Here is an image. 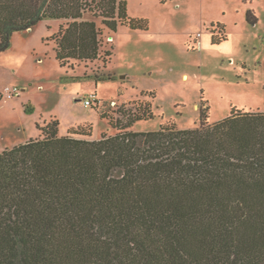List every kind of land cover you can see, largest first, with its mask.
<instances>
[{
  "label": "trees",
  "instance_id": "trees-1",
  "mask_svg": "<svg viewBox=\"0 0 264 264\" xmlns=\"http://www.w3.org/2000/svg\"><path fill=\"white\" fill-rule=\"evenodd\" d=\"M86 14L111 33L149 30L127 0H0V53L14 33L55 20L61 67L99 61L102 30ZM247 23L257 24L252 10ZM142 103L122 120L99 111L114 135L61 137L56 119L0 153V264H264V109L130 130L154 118Z\"/></svg>",
  "mask_w": 264,
  "mask_h": 264
},
{
  "label": "rangeland",
  "instance_id": "rangeland-1",
  "mask_svg": "<svg viewBox=\"0 0 264 264\" xmlns=\"http://www.w3.org/2000/svg\"><path fill=\"white\" fill-rule=\"evenodd\" d=\"M127 2L129 17L148 20L149 30L120 26L111 33L100 18L86 14L84 20L102 30V56L74 70L56 60L50 40L56 23L14 33L11 47L0 53V153L39 138L40 129L56 119L61 137L70 130L94 140L114 135L118 130L99 111L121 119L123 112H137L141 102L150 104L154 118L136 122L130 130L137 132L167 123L193 129L202 112L216 123L232 107L264 109V0ZM251 10L255 26L247 23ZM221 33L227 39L214 44L213 36ZM112 47L106 67L104 52ZM95 76L103 80L97 83ZM13 88L19 96L7 94ZM93 98L99 110L85 106Z\"/></svg>",
  "mask_w": 264,
  "mask_h": 264
},
{
  "label": "built area",
  "instance_id": "built-area-1",
  "mask_svg": "<svg viewBox=\"0 0 264 264\" xmlns=\"http://www.w3.org/2000/svg\"><path fill=\"white\" fill-rule=\"evenodd\" d=\"M7 94L10 95V96H19V91L17 88H13L12 90L11 89H7ZM95 99H87L85 100V106L86 107H90L93 105Z\"/></svg>",
  "mask_w": 264,
  "mask_h": 264
},
{
  "label": "crops",
  "instance_id": "crops-1",
  "mask_svg": "<svg viewBox=\"0 0 264 264\" xmlns=\"http://www.w3.org/2000/svg\"><path fill=\"white\" fill-rule=\"evenodd\" d=\"M44 22H46V23H50V24H52V23H56L57 24V30H54V31H52L51 33V36L54 34V33H56V32H58V30H59V28H60V22L59 21H55V20H48V21H44ZM49 24V25H50ZM50 28L52 27V26H49ZM51 30V29H50ZM93 139V138H92ZM94 140V139H93Z\"/></svg>",
  "mask_w": 264,
  "mask_h": 264
}]
</instances>
